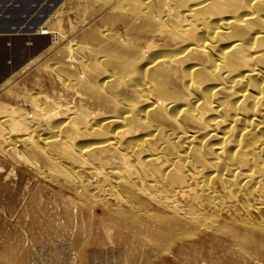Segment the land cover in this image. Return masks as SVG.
<instances>
[{
    "label": "bare ground",
    "instance_id": "bare-ground-1",
    "mask_svg": "<svg viewBox=\"0 0 264 264\" xmlns=\"http://www.w3.org/2000/svg\"><path fill=\"white\" fill-rule=\"evenodd\" d=\"M86 2L99 24L40 29L56 49L0 105V153L125 244L263 246L264 0Z\"/></svg>",
    "mask_w": 264,
    "mask_h": 264
},
{
    "label": "rangeland",
    "instance_id": "rangeland-1",
    "mask_svg": "<svg viewBox=\"0 0 264 264\" xmlns=\"http://www.w3.org/2000/svg\"><path fill=\"white\" fill-rule=\"evenodd\" d=\"M102 15L86 0H0V105L24 107L17 93L31 89L38 77L45 80L37 64L56 48L53 34H42L41 28L56 31L61 22L72 36L73 26L99 24ZM27 167L0 153V264H264V245L225 247L203 228L190 230L179 247L125 244L106 224L101 207L86 209L84 215L96 220L90 228L65 195Z\"/></svg>",
    "mask_w": 264,
    "mask_h": 264
}]
</instances>
